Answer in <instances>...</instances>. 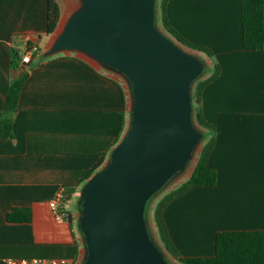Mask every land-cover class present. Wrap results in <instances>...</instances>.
<instances>
[{"label":"crops","instance_id":"0c3cea01","mask_svg":"<svg viewBox=\"0 0 264 264\" xmlns=\"http://www.w3.org/2000/svg\"><path fill=\"white\" fill-rule=\"evenodd\" d=\"M56 2L59 20L55 31L46 34L47 0H0V113L8 86L26 75L12 115V138L4 139L0 126V264L9 258L82 263L86 250L78 234L79 192L101 154L106 153L102 165L107 161L130 120L128 92L116 71L77 54L50 53L56 31L79 4ZM240 6V0H170L166 5L170 24L211 50V57L204 53L211 68L220 66V75L198 101L204 118L215 127L207 165L216 170L217 183L205 187L230 196L237 192L240 201L238 208L231 207L241 223L215 225L208 230V245H203L207 237H201L196 243L200 252L186 256H212L218 231L264 229V46L259 51L243 49ZM25 33L32 35L29 44L37 48L28 64L20 61L29 45ZM211 135L208 132L201 146ZM61 186L73 196L64 204L67 215L59 220L49 200ZM202 187L192 186L164 210L175 243L174 221L182 201ZM13 207L28 208L30 220L6 221Z\"/></svg>","mask_w":264,"mask_h":264},{"label":"water","instance_id":"95a60500","mask_svg":"<svg viewBox=\"0 0 264 264\" xmlns=\"http://www.w3.org/2000/svg\"><path fill=\"white\" fill-rule=\"evenodd\" d=\"M155 3L79 0L51 42L50 53L75 52L131 84L128 127L79 192L81 264H168L149 236L144 210L202 141L190 88L204 63L156 27Z\"/></svg>","mask_w":264,"mask_h":264},{"label":"trees","instance_id":"16d2710c","mask_svg":"<svg viewBox=\"0 0 264 264\" xmlns=\"http://www.w3.org/2000/svg\"><path fill=\"white\" fill-rule=\"evenodd\" d=\"M169 1L159 0L158 2L160 22L165 31L181 45L203 52L208 57H211L212 52L209 48L189 41L170 24L166 13V5ZM240 1L242 47L248 51L262 50L264 46V0ZM58 20L59 7L56 0H47L46 34H52L55 31ZM219 75L220 66L215 63L211 73L195 84L194 96L197 101L200 100L203 89L215 81ZM25 78L26 75L23 74L19 80L11 83L6 90L5 108L0 113L1 135L4 139H10L13 136L12 115L16 110ZM193 119L199 127L207 130L206 132H212V135L201 146L190 176L156 202L152 211V220L159 240L168 254L182 264H264V229L218 231L215 234V251L212 256H182L170 238L163 216L166 206L186 193L192 186H214L217 183L216 170L207 165V160L215 144V136L213 134L215 127L204 118L199 103L194 109ZM105 156L106 153L100 155L99 160L84 179H88L100 168ZM5 219L8 222H28L30 220V211L24 207H13L5 214Z\"/></svg>","mask_w":264,"mask_h":264},{"label":"rangeland","instance_id":"374dc122","mask_svg":"<svg viewBox=\"0 0 264 264\" xmlns=\"http://www.w3.org/2000/svg\"><path fill=\"white\" fill-rule=\"evenodd\" d=\"M155 7V25L156 27L164 34L169 36L173 41H175L183 50L186 52L198 57L204 63L203 72L192 82L190 92H191V101H192V120L195 126L199 129L203 130V128L199 127L193 119V112L195 107L197 106V100L194 96V87L195 84L207 77V74L210 73L212 68L205 62L204 53L200 54L196 50L189 49L180 43H178L171 35H169L165 29L163 28L160 22V9H159V0H156ZM67 54H76L75 52H67ZM98 66L97 63H94ZM114 72V71H113ZM119 79L124 84L125 88L128 92V102L129 107L132 104V94H131V84L129 79L123 75L122 73L117 72ZM208 132L204 131L202 135V141L207 136ZM202 141L198 143L195 150L193 151V155L191 160L187 163V166L182 171L173 175L163 186L157 191L154 195H152L145 205L144 217L146 226L149 232V236L155 242V244L160 248L164 258L166 259L168 264H182L172 256L168 254V252L163 248L159 237L157 235V231L152 220V211L156 204V202L167 192L177 187L180 183L185 181L187 172L193 163L196 154L199 151V148L202 144ZM193 190V189H192ZM238 198L237 192L232 193V196L229 195L227 191L224 190H216L213 191L211 187H202L194 189V192L191 195H188L186 199L182 201V210L176 216V220L174 221L176 230L173 232L174 239L176 243L172 240L175 245L177 251L180 255H191L194 253L200 252L199 243L196 244L201 237L205 238L208 236V230L214 228L215 225H225L228 221H238L241 223L240 217L235 215L237 213L232 214V207L238 208ZM236 200V203L234 202ZM69 205L70 209L74 206V200L70 201ZM76 210L80 212V204L79 201L76 206ZM228 212V213H227ZM181 216V217H179ZM79 236L82 237V234L78 232ZM83 238V237H82ZM207 237L203 245L207 246L208 239Z\"/></svg>","mask_w":264,"mask_h":264},{"label":"built area","instance_id":"2783aa9c","mask_svg":"<svg viewBox=\"0 0 264 264\" xmlns=\"http://www.w3.org/2000/svg\"><path fill=\"white\" fill-rule=\"evenodd\" d=\"M26 42L29 44V39L32 38L31 34H22ZM37 51L35 44H29L21 55L20 61L23 64H28L31 61V54ZM73 191L67 190L64 186H61L54 193L49 200V206L54 211L57 219L61 220L67 215V209L64 204L71 199ZM7 264H70L65 258H9L6 260Z\"/></svg>","mask_w":264,"mask_h":264}]
</instances>
